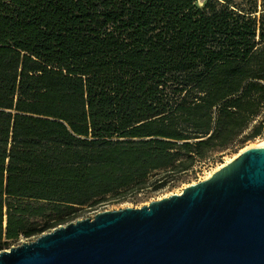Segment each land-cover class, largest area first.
I'll use <instances>...</instances> for the list:
<instances>
[{
  "label": "trees",
  "instance_id": "1",
  "mask_svg": "<svg viewBox=\"0 0 264 264\" xmlns=\"http://www.w3.org/2000/svg\"><path fill=\"white\" fill-rule=\"evenodd\" d=\"M264 130V0H0V251Z\"/></svg>",
  "mask_w": 264,
  "mask_h": 264
},
{
  "label": "water",
  "instance_id": "2",
  "mask_svg": "<svg viewBox=\"0 0 264 264\" xmlns=\"http://www.w3.org/2000/svg\"><path fill=\"white\" fill-rule=\"evenodd\" d=\"M0 264H264V147L179 195L2 250Z\"/></svg>",
  "mask_w": 264,
  "mask_h": 264
},
{
  "label": "rangeland",
  "instance_id": "3",
  "mask_svg": "<svg viewBox=\"0 0 264 264\" xmlns=\"http://www.w3.org/2000/svg\"><path fill=\"white\" fill-rule=\"evenodd\" d=\"M204 1L205 0H200V4H203ZM251 133L252 128L241 136L228 150L200 162L193 170L187 173L174 176L168 180L164 186L158 187L159 185H151L140 192L125 195V198H112L92 209H80L77 211L76 217L71 223H76L78 220L94 219V217L101 212L120 211L126 208L141 209L143 206L150 205L158 200L179 195L191 185L205 182L207 179H210L216 171H220L224 166L234 162L239 155L252 150L264 141V130L260 135L246 139ZM36 239L35 237L29 239L21 237L16 241L10 242L5 250H10L24 243H30Z\"/></svg>",
  "mask_w": 264,
  "mask_h": 264
},
{
  "label": "bare ground",
  "instance_id": "4",
  "mask_svg": "<svg viewBox=\"0 0 264 264\" xmlns=\"http://www.w3.org/2000/svg\"><path fill=\"white\" fill-rule=\"evenodd\" d=\"M258 147H264V141L262 143H260L257 147H254V148H258Z\"/></svg>",
  "mask_w": 264,
  "mask_h": 264
}]
</instances>
